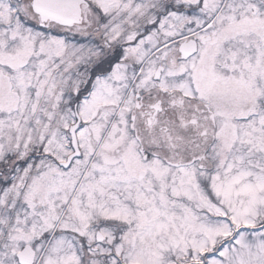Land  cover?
<instances>
[{
    "label": "snow or ice",
    "instance_id": "snow-or-ice-1",
    "mask_svg": "<svg viewBox=\"0 0 264 264\" xmlns=\"http://www.w3.org/2000/svg\"><path fill=\"white\" fill-rule=\"evenodd\" d=\"M0 264H264V0H0Z\"/></svg>",
    "mask_w": 264,
    "mask_h": 264
}]
</instances>
